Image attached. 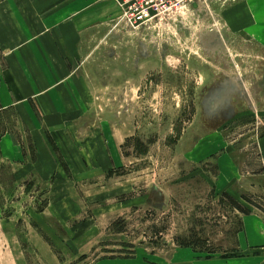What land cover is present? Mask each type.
Instances as JSON below:
<instances>
[{
	"label": "rangeland",
	"instance_id": "1",
	"mask_svg": "<svg viewBox=\"0 0 264 264\" xmlns=\"http://www.w3.org/2000/svg\"><path fill=\"white\" fill-rule=\"evenodd\" d=\"M122 1L70 0L67 11L85 18L74 63L88 87L82 128L109 141L100 161L112 164L76 177L83 212L63 220L45 210L51 182L14 177L0 150V264H49L46 251L60 264L154 253L172 264L177 246L201 259L260 253L236 243L244 211L264 212V0H204L134 29L120 23ZM3 63L0 53V75ZM7 130L34 151L15 111L0 114ZM224 159L260 188L238 181L241 198L228 195Z\"/></svg>",
	"mask_w": 264,
	"mask_h": 264
},
{
	"label": "crops",
	"instance_id": "2",
	"mask_svg": "<svg viewBox=\"0 0 264 264\" xmlns=\"http://www.w3.org/2000/svg\"><path fill=\"white\" fill-rule=\"evenodd\" d=\"M69 10L70 0H0V53L4 60L0 75V113L15 111L34 144V151L26 152L7 130L0 136L1 159L17 167L14 177L18 179L36 175L44 183L51 182L45 210L53 211L63 220L74 219L77 213L83 212L80 203L72 200L76 177L87 174L96 165L112 164L100 161L110 150L109 141L102 134L93 133L91 128L89 135L82 128L88 116L82 104L88 97V87L86 79L75 72L74 63L79 58V37L75 32L79 33L78 30L83 28L85 18L75 13L67 14ZM256 20L264 21V17L256 16ZM68 27L76 31L67 34ZM72 40L76 42L72 44ZM87 149L97 151L98 157L86 153ZM223 162V171L229 177L222 178L230 181L231 187L226 189L230 196L241 198L235 188L238 181L247 183L253 178H261L246 174L234 176V169L227 159ZM239 169L237 165L235 172ZM256 180L253 182H258L260 188V181ZM65 188L69 194L65 193ZM255 188L251 192H255ZM249 210L251 212L244 216L237 233L236 244L243 253L247 250L260 253L249 257L214 255L201 259L193 248L177 246L171 250L170 262L264 264V252H261L264 249V212L254 207ZM45 256L49 264H60L58 258L47 251ZM115 261L120 260L112 262ZM121 261L125 264H168L169 260L154 253L142 260Z\"/></svg>",
	"mask_w": 264,
	"mask_h": 264
},
{
	"label": "built area",
	"instance_id": "3",
	"mask_svg": "<svg viewBox=\"0 0 264 264\" xmlns=\"http://www.w3.org/2000/svg\"><path fill=\"white\" fill-rule=\"evenodd\" d=\"M204 0H123L120 23L124 22L132 29L151 26L165 17Z\"/></svg>",
	"mask_w": 264,
	"mask_h": 264
},
{
	"label": "trees",
	"instance_id": "4",
	"mask_svg": "<svg viewBox=\"0 0 264 264\" xmlns=\"http://www.w3.org/2000/svg\"><path fill=\"white\" fill-rule=\"evenodd\" d=\"M1 115L3 114V113H0ZM227 196V195H226ZM229 197V196H228ZM229 198H231V197H229ZM232 199V198H231ZM244 214H249V212L248 211H244ZM239 232V231H238Z\"/></svg>",
	"mask_w": 264,
	"mask_h": 264
}]
</instances>
